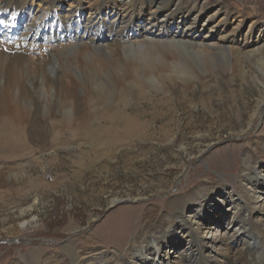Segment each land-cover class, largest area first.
I'll return each instance as SVG.
<instances>
[{
    "label": "bare ground",
    "instance_id": "obj_1",
    "mask_svg": "<svg viewBox=\"0 0 264 264\" xmlns=\"http://www.w3.org/2000/svg\"><path fill=\"white\" fill-rule=\"evenodd\" d=\"M19 1L0 0V4L6 7ZM76 1L71 0L69 5ZM87 1V21L81 22L73 12L60 18L63 22L67 20L69 25L67 36L57 33L50 23V35L46 33L41 43H36L44 23L43 14H38L39 9L36 13L30 11L34 16L23 23L24 29L17 40H13L12 31H0V160L25 158V141H20L18 136L21 134L35 135L36 144L41 149L44 147L39 145L42 143L39 139H43L38 136L46 135H69L71 140L80 136L92 147L95 146L93 135H96L97 144L107 148L108 144L116 146L121 142H118L119 138L122 140L124 137L143 141L152 135L148 133L153 128L141 121L143 117L140 118L142 114L138 109L149 105L151 110L145 112L151 114L153 122L156 121L160 114L156 113L157 106L171 102L172 87L179 85L181 91L187 93L193 88V83H200L205 75L204 62L218 56L234 62L236 66L231 67L230 72L245 81H253L264 93V83L260 80L264 79L263 66L248 70L243 62L237 65L239 61L264 56L263 38L258 40L259 45L255 42L250 46L244 42L232 46L241 25L236 24L226 33L227 13L223 15L224 20L216 24L212 21L217 12L208 15L201 24L207 34L201 36L193 29L201 14V0ZM46 2L45 11L56 8V5L59 9L60 0H40V3ZM145 8L149 10V16L142 20L140 14ZM104 10H108L107 17L114 15V18L106 23L109 24L108 35L99 36L100 24L105 23L102 20ZM181 11L184 13L179 14ZM162 12L165 15L159 18ZM191 14V22L186 23ZM7 16L5 23H9L12 17L21 23L15 10ZM235 18L232 21H236ZM78 31L83 32L82 36ZM213 32L220 33L217 42L207 40ZM257 112L264 114V99ZM254 124L244 133L246 136ZM165 127L164 124L159 128L163 136H167ZM252 144L250 152L240 158L230 156L224 160L227 168L235 160L238 164L226 182L232 211L225 233L219 235L206 228L204 235L200 236L203 217L185 208L184 199L175 195L165 208L172 210L171 214L184 225L183 237L187 238L184 250L177 253L176 258L169 254L164 259L160 258L162 239L168 229L167 219L166 215L152 209L144 210L143 219L125 251L121 249L123 238L120 245L112 246V252L102 250V245L96 241L99 228L88 236L91 239L82 240V237L68 241L58 251L66 257L68 264H264V193L259 195L254 183L259 161L256 155L262 143L253 141ZM2 179L0 177V187L9 189L13 185L10 181L20 178ZM191 200L196 198L193 196ZM117 202L120 201L113 200L112 206H117ZM123 213L120 212L121 215ZM235 244L240 245L239 248L233 249ZM148 251L154 254L153 262L146 258ZM18 258L24 264L67 263H62L56 254L35 247Z\"/></svg>",
    "mask_w": 264,
    "mask_h": 264
},
{
    "label": "rangeland",
    "instance_id": "obj_2",
    "mask_svg": "<svg viewBox=\"0 0 264 264\" xmlns=\"http://www.w3.org/2000/svg\"><path fill=\"white\" fill-rule=\"evenodd\" d=\"M85 1L77 0L69 5L71 0H60L59 9L56 5L48 12L45 11L47 2L40 3V0H21L6 7L0 4L3 12L0 31H12L13 40H17L24 29L23 23L34 16L30 11L36 13L39 9L38 14H43L44 23L36 43H41L44 35L50 31V23L57 33L67 36L70 33L69 25L67 20L63 22L60 18L73 12L81 22L87 21L89 3ZM221 1L201 0L199 7L202 10L193 24L194 31L205 36L207 31L203 30L201 24L214 12H217L212 21L215 24L223 21V15L227 13L229 21L226 33L236 24L241 25L232 46L244 42L251 46L255 42L258 44L262 38L264 41V0ZM14 10L16 15H20L21 23L15 17L5 23L7 15ZM107 11L102 13L105 23L100 24L99 36L108 35L109 24L106 23L114 18V15L107 17ZM148 12L145 8L140 14L142 20L149 16ZM230 12L233 14L230 15ZM163 15L164 12L159 18ZM191 17L192 14L186 23L191 22ZM233 17H236V21H232ZM82 34V31H78L79 36ZM63 35L61 40L64 39ZM219 35L213 32L207 40L217 42ZM250 59L239 61L237 65L243 62L248 70L259 66L264 68V56ZM234 64L224 56L205 61L207 71L200 83H193V88L187 93H183L179 85L172 87L171 102L157 106L156 113L160 114L155 123L151 114L145 112L151 110L150 106L140 107L141 121L151 124L153 128L148 133L152 135L143 141L124 137L122 140L119 138L118 142H121L116 146L108 144L107 148L97 144L96 135H93L96 147L90 146L80 136L71 140L69 135H46L38 136L44 140L39 139L42 142L39 145L44 147L41 149L36 144L35 135H18L20 141H25V158L0 160V174L5 173L0 175L2 180L20 178L15 182L10 181L13 185L9 189L0 187V264H24L18 257L33 247L56 254L62 263H66V257L58 248L82 237V240H89L91 238L88 236L98 228L100 233L96 241L102 245V250L112 252V246L116 247L123 238L121 249L125 251L143 219L145 209L166 215L168 229L165 231L166 237L162 239L159 255L162 259L166 254L176 258L177 253L184 250L187 238L183 237L184 225L171 214L172 210L165 208L175 195L184 199L185 208L203 217L200 236L204 235L206 228L219 235L225 233L232 211V199L226 182L238 164L235 160L227 168L224 160L230 156L240 158L250 152L253 141L262 143L256 155L259 161L254 183L257 193H264V114L257 112L264 93L253 81H245L230 72L229 69L236 66ZM260 80L264 83V79ZM163 122L167 136L159 133ZM253 123L246 136L244 133ZM193 196L196 200H191ZM136 199L139 201L136 202ZM113 200L120 202L112 206ZM239 246L235 244L233 249ZM153 256V252L148 251L146 258L153 262Z\"/></svg>",
    "mask_w": 264,
    "mask_h": 264
}]
</instances>
